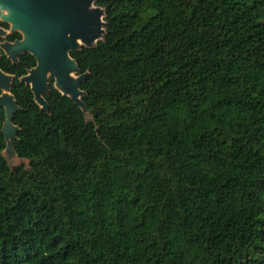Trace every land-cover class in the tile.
<instances>
[{
	"label": "trees",
	"instance_id": "trees-1",
	"mask_svg": "<svg viewBox=\"0 0 264 264\" xmlns=\"http://www.w3.org/2000/svg\"><path fill=\"white\" fill-rule=\"evenodd\" d=\"M94 6L102 39L70 53L88 115L0 55L23 162L0 110V264H264V0Z\"/></svg>",
	"mask_w": 264,
	"mask_h": 264
},
{
	"label": "water",
	"instance_id": "water-1",
	"mask_svg": "<svg viewBox=\"0 0 264 264\" xmlns=\"http://www.w3.org/2000/svg\"><path fill=\"white\" fill-rule=\"evenodd\" d=\"M90 7L93 11H89ZM0 10L7 12L1 16L2 21L22 35L21 41L2 45L8 60L16 64L20 55L28 53L36 61L35 68L20 79L30 87L36 103L40 107L41 103V108L47 110L43 95L48 93L49 81L53 79L54 88L86 113L80 90L85 76H77L78 67L70 53L82 47L91 48L102 39L103 10L94 6V0H0ZM95 32L101 36L97 41ZM4 33L0 30V37ZM13 79L0 70V110L4 112L2 133L6 144L11 142L12 149L19 131L13 125V116L19 111L10 93Z\"/></svg>",
	"mask_w": 264,
	"mask_h": 264
},
{
	"label": "rangeland",
	"instance_id": "rangeland-1",
	"mask_svg": "<svg viewBox=\"0 0 264 264\" xmlns=\"http://www.w3.org/2000/svg\"><path fill=\"white\" fill-rule=\"evenodd\" d=\"M96 8H98V7H96ZM89 11H93V8L90 7V8H89ZM6 14H7V12H6L5 10H0V22L4 23V22L2 21V19H1V16H2V15H6ZM4 24H6V23H4ZM6 25H8L9 29H7V31L3 34V36L0 37V49H1L2 51H3V49H2V45L5 44V43H1V42H3V40L5 39V37H6L8 34H10V33H18V34H20V32L12 31V30H11V26H10V24H6ZM20 35H21V34H20ZM21 37H22V35H21ZM94 38H95V41L99 40V39L101 38L100 33H99V32H98V33L95 32V34H94ZM76 78H77V76L74 77V79H76ZM39 104L41 105V107L43 106L41 103H39ZM86 114L88 115V112H86ZM1 156H2V157L5 159V161L9 164V166H10L11 169L16 168V167H18V166H20V165H23V162H22V161H18V160H17L16 155H15L14 152H13V149H12V146H11V142H8V143L6 144V147H5V149L2 151Z\"/></svg>",
	"mask_w": 264,
	"mask_h": 264
},
{
	"label": "flooded vegetation",
	"instance_id": "flooded-vegetation-1",
	"mask_svg": "<svg viewBox=\"0 0 264 264\" xmlns=\"http://www.w3.org/2000/svg\"><path fill=\"white\" fill-rule=\"evenodd\" d=\"M3 25H6V24L0 22V30H2L3 32H6L7 29H9V27H8V25H7V28H4ZM14 34H15V33H10V34H8V35L5 37V39L3 40V42H1V43H14V42H16V41H21V40H22V37H21L20 34H19L20 38H15V39H13V40H10L9 37H11V36L14 35ZM16 34H18V33H16ZM1 53L4 54V51H2V50L0 49V55H1ZM4 55H5V54H4ZM5 56H6V55H5ZM6 57H7V56H6ZM7 59H8V58H7ZM0 94H1V92H0Z\"/></svg>",
	"mask_w": 264,
	"mask_h": 264
},
{
	"label": "bare ground",
	"instance_id": "bare-ground-1",
	"mask_svg": "<svg viewBox=\"0 0 264 264\" xmlns=\"http://www.w3.org/2000/svg\"><path fill=\"white\" fill-rule=\"evenodd\" d=\"M73 76V75H72Z\"/></svg>",
	"mask_w": 264,
	"mask_h": 264
}]
</instances>
